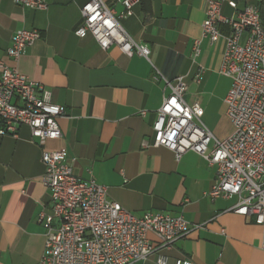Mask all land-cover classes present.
Here are the masks:
<instances>
[{
    "label": "crops",
    "instance_id": "1",
    "mask_svg": "<svg viewBox=\"0 0 264 264\" xmlns=\"http://www.w3.org/2000/svg\"><path fill=\"white\" fill-rule=\"evenodd\" d=\"M88 1L46 0L45 11H34L0 0V60L50 91L52 103L65 111L58 119L61 140L40 147L26 126L19 127L17 138L0 136V264L40 261L45 230L39 215L51 214L41 156L61 147L74 176L106 187L108 199L131 215L164 214L189 223L191 231L161 252L168 264L184 259L264 264L262 229L252 217L232 212L237 197L207 196L216 166L193 151L176 159L168 149L150 145L153 124L169 94L164 80L179 77L187 85L184 100L200 105L201 120L213 136L223 140L233 131L225 104L231 80L221 74L226 44L203 36L205 1L140 2L131 17L120 20L127 34L149 49L148 60L128 57L115 46L102 50L90 35L78 38L75 29ZM245 5L233 9L223 3L221 14L235 18ZM21 30L38 31L41 39L14 61L7 50ZM219 31L226 35L229 29L220 25ZM133 264H156V256Z\"/></svg>",
    "mask_w": 264,
    "mask_h": 264
},
{
    "label": "built area",
    "instance_id": "2",
    "mask_svg": "<svg viewBox=\"0 0 264 264\" xmlns=\"http://www.w3.org/2000/svg\"><path fill=\"white\" fill-rule=\"evenodd\" d=\"M12 1L34 11L48 7L46 0ZM204 1L203 36L211 43L223 39L226 44L221 74L231 80L225 104L233 131L223 140L216 139L201 120L200 105H189L184 100L187 85L179 77L174 82L164 80L169 94L153 124L150 145L168 149L176 159L193 151L210 166H216V180L207 196L211 200L237 197L232 212L252 217L261 227L264 251V19L256 5L246 4L235 18H227L221 14V6L229 3L235 9L232 0ZM139 3L89 0L81 8L75 35L92 36L102 50L115 46L128 57L137 54L148 60L149 49L137 44L120 24L121 19L134 14ZM220 25L229 29L228 34H221ZM40 39L38 31H18L11 39L8 57L18 60ZM198 46L195 42V57ZM64 114L62 106L52 103L50 91L0 60V136L17 138L19 127L26 126L42 147L49 140L62 139L58 119ZM41 159L45 167L42 183L49 192L51 214L39 215L45 244L37 264H133L151 256H156V264H168L161 252L191 231L181 217L131 215L108 199L106 187L73 175L64 147L44 150ZM174 264L192 263L184 259Z\"/></svg>",
    "mask_w": 264,
    "mask_h": 264
},
{
    "label": "trees",
    "instance_id": "3",
    "mask_svg": "<svg viewBox=\"0 0 264 264\" xmlns=\"http://www.w3.org/2000/svg\"><path fill=\"white\" fill-rule=\"evenodd\" d=\"M151 0H140L141 4L143 6H149ZM236 5L243 4L245 5L247 1L249 0H232ZM256 6L258 7L260 16L262 19H264V0H258Z\"/></svg>",
    "mask_w": 264,
    "mask_h": 264
}]
</instances>
